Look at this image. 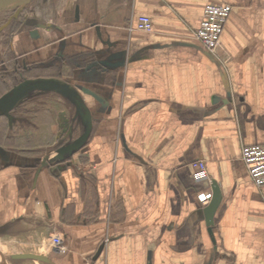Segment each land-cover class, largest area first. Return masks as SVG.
Masks as SVG:
<instances>
[{
    "label": "crops",
    "instance_id": "1",
    "mask_svg": "<svg viewBox=\"0 0 264 264\" xmlns=\"http://www.w3.org/2000/svg\"><path fill=\"white\" fill-rule=\"evenodd\" d=\"M207 4L232 8L225 64L192 37ZM138 16L151 32L134 29ZM0 62L59 82L13 105V152L0 142L7 253L53 264H264V186L241 161L242 147L264 145V0H33L19 29L0 36ZM70 98L91 130L60 162L56 151L85 129ZM197 161L206 180L193 178ZM213 182L214 243L196 201Z\"/></svg>",
    "mask_w": 264,
    "mask_h": 264
},
{
    "label": "built area",
    "instance_id": "2",
    "mask_svg": "<svg viewBox=\"0 0 264 264\" xmlns=\"http://www.w3.org/2000/svg\"><path fill=\"white\" fill-rule=\"evenodd\" d=\"M232 11L229 5L207 4L203 9V16L199 26L192 31L193 39L221 64L229 60V55L221 44V34L224 24ZM131 29V28H130ZM135 30L151 32V22L147 16H138ZM241 161L243 162L252 184L256 188L264 186V145L245 146L241 148ZM193 178L196 181L207 179L205 163L197 161L191 164ZM212 199V192H200L196 195V201L200 206H206ZM51 244L58 254L64 255L67 248L60 235L51 237Z\"/></svg>",
    "mask_w": 264,
    "mask_h": 264
},
{
    "label": "water",
    "instance_id": "3",
    "mask_svg": "<svg viewBox=\"0 0 264 264\" xmlns=\"http://www.w3.org/2000/svg\"><path fill=\"white\" fill-rule=\"evenodd\" d=\"M13 1H18V0H0V9L3 4L10 3ZM33 0H23V5L19 7V9L16 11L15 15L13 16L14 18L17 17V15L20 13V11L27 5L28 3L32 2ZM12 17L7 20V22L0 27V31L6 28ZM30 90H40V91H54V92H59V82L56 80H44V79H36L32 81H25L19 85H17L15 88L12 89L11 92L6 94L5 96L2 97L0 103L7 104L6 111H5V116L7 117L8 121H11V116L9 115V112L12 110L13 105L21 98L23 97L27 92ZM73 104L76 107V113L80 116V118L83 120L85 124V129L84 133L78 137L76 140L73 142L59 148L56 151L55 154V159L57 161H63L67 158H71L73 154L78 152L82 146L85 144L87 141L89 135H90V130H91V119L88 113L82 108L81 103L73 98H70ZM63 131H67V134L69 137L72 136V131L71 129H66V126ZM46 165V161L43 160L41 162L40 168ZM40 168L36 170L35 173V179L37 178ZM211 191H212V199L209 202V204L205 207L204 209V218H205V224L208 227V233L211 237L212 242L214 243L211 227L213 225V215L214 212L216 211L218 204L220 202V192L218 189V186L215 182L211 184ZM102 250V247L99 249V253ZM57 252V250H56ZM9 260L11 261H26V260H31V261H38L42 262L45 264H53L52 261L41 255H36V254H14L9 257ZM6 258L3 256L2 251L0 250V264H6Z\"/></svg>",
    "mask_w": 264,
    "mask_h": 264
},
{
    "label": "flooded vegetation",
    "instance_id": "4",
    "mask_svg": "<svg viewBox=\"0 0 264 264\" xmlns=\"http://www.w3.org/2000/svg\"><path fill=\"white\" fill-rule=\"evenodd\" d=\"M15 13H16V11H14V12H12V15H10L9 16V18H11L12 17V19H11V21L13 20V19H15L13 16L15 15ZM19 15V14H18ZM17 15V16H18ZM8 18V19H9ZM17 18V17H16ZM7 19V20H8ZM10 21V22H11ZM7 22V21H6ZM5 22V23H6ZM4 23V24H5ZM3 24V25H4ZM10 24V23H9ZM21 25V24H20ZM2 26V25H1ZM0 26V27H1ZM9 26V25H8ZM7 26V27H8ZM6 27V28H7ZM6 28H4L3 30H1L0 31V36H2L3 35V33L4 32H6L7 30H5ZM19 29V28H18ZM31 78H30V76H29V70L28 69H20V71L19 70H15V69H13V68H5L4 67V64L2 63V62H0V81H1V85H0V101H1V99H2V97L3 96H5L6 94H8L9 92H11L12 91V89L13 88H15L17 85H19V84H21V83H23V82H25V81H31L30 80ZM4 80H10L9 81V83H10V85L8 86V88L7 89H5V90H2V82H4ZM4 105H6V104H1L0 103V112H2V113H5L4 112V110H3V106ZM13 110V109H12ZM12 110L9 112V115L11 116V121L9 122L8 121V119H7V117L5 116V114H3L2 116L3 117H1V115H0V123H2V118L3 119H5L4 121L6 122V125H5V127L12 133V131H13V128H14V120H13V117H12ZM5 127H4V125H1L0 126V129L2 130V128H4L5 129ZM1 130H0V142L2 141V140H5V136H4V134H3V132H1ZM11 136V135H10ZM1 148V147H0Z\"/></svg>",
    "mask_w": 264,
    "mask_h": 264
},
{
    "label": "trees",
    "instance_id": "5",
    "mask_svg": "<svg viewBox=\"0 0 264 264\" xmlns=\"http://www.w3.org/2000/svg\"><path fill=\"white\" fill-rule=\"evenodd\" d=\"M29 8H30V4L26 5L19 13V15L17 16V18L13 19L9 26L5 29L7 31H16L19 27L20 24L23 22V19L25 18V16L29 13ZM12 15V12L10 11H5V12H0V26L3 25L7 19L9 18V16ZM1 130V129H0ZM5 129L2 128L1 132H3L4 134ZM11 133V132H10ZM8 143L10 144L11 142H14V134H11V137H6L4 142L2 143ZM8 147H10V145H8Z\"/></svg>",
    "mask_w": 264,
    "mask_h": 264
},
{
    "label": "rangeland",
    "instance_id": "6",
    "mask_svg": "<svg viewBox=\"0 0 264 264\" xmlns=\"http://www.w3.org/2000/svg\"><path fill=\"white\" fill-rule=\"evenodd\" d=\"M30 3H28V4H30ZM22 5H23V2H20L19 5L17 4L15 7H12V8H6V9L5 8H3V9L1 8L0 9V12H5V11L14 12V11H17L19 9V7L22 6ZM11 134L12 133H10V131H8V130L7 131L6 130L4 131L5 138L6 137H11L10 136ZM1 142H4V140H2ZM4 144H6V146L10 145V147L7 148L6 151L13 152V149H14L13 144H14V142H11L10 144H8V143L5 142ZM3 247H4V245L0 242V250H4ZM5 252H6V250H4V254L3 253L2 254L6 258V262H5L6 264H21V261H11V260H9V257L11 255L9 254V252L8 253L7 252L5 253ZM12 255H14V254H12Z\"/></svg>",
    "mask_w": 264,
    "mask_h": 264
},
{
    "label": "bare ground",
    "instance_id": "7",
    "mask_svg": "<svg viewBox=\"0 0 264 264\" xmlns=\"http://www.w3.org/2000/svg\"><path fill=\"white\" fill-rule=\"evenodd\" d=\"M20 2H23V0H18V1H13V2H10V3H6V4H3L1 6V8H12V7H15L17 4L19 5Z\"/></svg>",
    "mask_w": 264,
    "mask_h": 264
}]
</instances>
